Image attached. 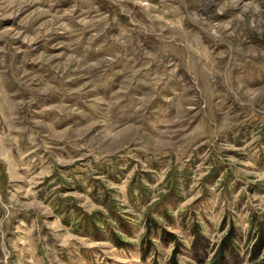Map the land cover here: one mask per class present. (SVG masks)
<instances>
[{
    "label": "rangeland",
    "instance_id": "374dc122",
    "mask_svg": "<svg viewBox=\"0 0 264 264\" xmlns=\"http://www.w3.org/2000/svg\"><path fill=\"white\" fill-rule=\"evenodd\" d=\"M157 2L117 20L140 21L165 51L182 41L193 82L202 60L223 83L205 91L203 112L145 84V122L108 129L116 150L93 154L95 121L76 89L100 58L95 0H0V56L31 82L13 99L28 100L33 126L22 141V122L0 115V264H167L173 252L179 264H264V0H195L190 20L161 16ZM109 29L126 43L123 26Z\"/></svg>",
    "mask_w": 264,
    "mask_h": 264
},
{
    "label": "clouds",
    "instance_id": "9594fccd",
    "mask_svg": "<svg viewBox=\"0 0 264 264\" xmlns=\"http://www.w3.org/2000/svg\"><path fill=\"white\" fill-rule=\"evenodd\" d=\"M140 3L141 0H95L91 6L96 9L95 22L89 23L95 29L91 34L99 36L100 58L95 64L84 66L88 69V83L81 85L76 91L85 94L84 106L88 109L86 119L95 121L96 142L89 141L85 145L93 154L97 151L106 153L116 150V141L106 134L108 129L123 125L129 120L145 122L143 114L136 108L135 95L144 90L145 84L151 85L150 90L157 96L164 91L170 92L173 97L181 95L186 103L196 104L197 110L203 112L200 99L205 91L223 83L217 78L219 73L209 80L207 72L200 66L204 63L202 60L194 69L197 80L193 82L185 64L182 41L178 42L175 50L165 51L159 47L152 30L140 24V21L125 24L124 21L117 20L121 13L131 14L130 9ZM194 4L195 0H158L153 7L161 16L173 15L180 20H190L195 14ZM96 22L102 23L97 26ZM110 24L117 30L124 27L127 33L126 43H118L109 36L105 29L110 31ZM19 51L21 49L16 48V52ZM227 58L229 60L230 56ZM217 59L221 60L220 57ZM0 64L4 65L0 68V115L4 116L6 124L18 118L22 122L21 126L15 127L13 124L12 130L22 141H31L33 126L29 119L30 113L25 109L29 102L26 99H13L18 95H25V81H28V77L18 72L19 66L6 60L4 56H0ZM161 65L170 71H166L163 76H153L154 69ZM219 66L224 69L226 64L221 61ZM222 74L227 77L225 71ZM13 83L19 87L15 91H9ZM177 87L181 90L179 93L176 92ZM117 88L120 89L119 92L115 91ZM4 140L9 141L11 137L6 133ZM32 146L31 143L24 144V147Z\"/></svg>",
    "mask_w": 264,
    "mask_h": 264
},
{
    "label": "trees",
    "instance_id": "16d2710c",
    "mask_svg": "<svg viewBox=\"0 0 264 264\" xmlns=\"http://www.w3.org/2000/svg\"><path fill=\"white\" fill-rule=\"evenodd\" d=\"M166 215H167V214L165 213V216H166ZM166 217H167V216H166ZM145 225H146L147 230H146V232L144 233L143 236L148 235V232L150 231V230L148 229L149 226L155 225V222H153L151 219H148L147 222H145ZM259 226H260V224H259ZM112 241H113L114 243H117L118 241H120L119 236H116V235H115V236L112 238ZM143 252H144V251H143ZM254 252H255V251H254ZM167 264H179L178 261H177V259H176V257H175V253H174V252L171 253V255L168 257Z\"/></svg>",
    "mask_w": 264,
    "mask_h": 264
}]
</instances>
